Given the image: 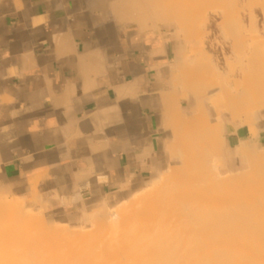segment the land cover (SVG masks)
<instances>
[{
	"label": "crops",
	"instance_id": "obj_1",
	"mask_svg": "<svg viewBox=\"0 0 264 264\" xmlns=\"http://www.w3.org/2000/svg\"><path fill=\"white\" fill-rule=\"evenodd\" d=\"M151 1L0 0V202L77 224L177 164L186 41Z\"/></svg>",
	"mask_w": 264,
	"mask_h": 264
},
{
	"label": "bare ground",
	"instance_id": "obj_2",
	"mask_svg": "<svg viewBox=\"0 0 264 264\" xmlns=\"http://www.w3.org/2000/svg\"><path fill=\"white\" fill-rule=\"evenodd\" d=\"M195 1L197 5L202 2ZM250 1L238 0L236 6L248 7ZM226 2L209 0L217 8L225 6ZM254 2L259 5L261 0ZM204 5L207 2L199 8H204ZM150 8L155 20L177 18L170 12V3L152 0ZM250 13V23L257 37L252 41L235 40L233 45L223 49L224 54L246 56L248 75L246 67L237 71L231 69V72L246 75L245 83L229 86L228 93L223 92L220 86L208 88L203 72L218 73L219 68L210 67L208 62L206 69L200 59L198 63H203V69L200 71L198 63L195 68L199 67V79L204 81H199V86L194 88L188 86L189 92L187 87L184 90V96L187 97V91L195 97L198 106L195 116L190 117L191 121L186 118L188 122L185 121L181 129H176L183 133L181 139L186 144L179 156L183 161L179 163L183 164L181 168L178 166L180 170L175 167L171 169V174L168 171L153 178L138 191L146 193L136 201L123 205L113 215L107 214V210L121 203H104L91 214H83L82 221L90 223L91 219L95 220L100 229L85 235L80 247L72 246L76 238L66 232H53L59 241H51L53 234L50 229L49 232L37 231V225H31V220L22 216L16 206L0 208V225L5 226L0 227V264H264V149L259 148L260 129L255 117L257 109L264 108V35L255 23L257 13L255 19L254 13ZM222 19L221 26L227 25L230 20L227 14H223ZM195 49L192 48L190 54L207 57L203 46L200 50ZM186 62L178 70H185L183 74H187V79L182 74V81L188 80L185 82L188 84L195 73H199L198 70L195 73L186 70ZM177 65L179 68L180 64ZM219 94L225 99H218L216 95ZM211 96H216L218 107L219 103L226 101L225 110L231 116L234 106H247L242 110L248 118H241L233 126H247L250 137H243L233 149L223 138L224 128L231 123V119L216 112V106L214 121L207 118L206 106L209 103L216 105L214 100L207 102ZM173 111L172 108L168 112L171 114ZM184 117L182 122L186 120ZM44 243L48 244L49 254L41 249ZM69 244L73 249L68 248ZM52 248L61 249H57V253L54 251V255ZM49 251L52 252L50 257Z\"/></svg>",
	"mask_w": 264,
	"mask_h": 264
},
{
	"label": "rangeland",
	"instance_id": "obj_3",
	"mask_svg": "<svg viewBox=\"0 0 264 264\" xmlns=\"http://www.w3.org/2000/svg\"><path fill=\"white\" fill-rule=\"evenodd\" d=\"M160 1H162L163 3H170L171 9H172L170 12L174 13V15H177V18H175V20L176 21L178 20V23L180 22L179 25H180L181 31L183 33V39L186 41L185 46H186L187 54L185 55V60H184V61L187 60V62L185 63L186 64L185 68L187 67L186 70H188L189 72L194 71V73H195V71H197L200 67V71H201V69H203V67H202L203 63H201V65L198 63L200 61V59L202 62H204V64H203L204 68L207 69L209 66L206 67V65L209 62L210 67H213V66L217 67V68H219L220 72L219 71H218V73H216L214 71H211V73L210 72H206V73L203 72L204 75L202 74V76L204 77V79H206V86L210 89L215 88L217 86H220L221 89L223 90V92H225V93H228L230 91L229 86H236V85L241 86L245 83V81H246L245 77H246V75L249 74L248 73L249 72L248 63H247L248 60L245 59L246 56H242V55L240 56V54H229V53L224 54L223 49L229 48V46L234 44L235 40L240 39V40L252 41L253 39H255L257 37V34L255 33L254 28L250 23L251 22V17H250L251 13L250 12L254 13L253 14L254 19L257 16L256 19H258V20L255 19V23L257 25L258 30L264 35V0H261V3L259 5H257V4L255 5V2H254L255 0H251L250 5L248 3V5H249L248 7L236 6L238 0H227V2L225 3L226 5L221 7V8H219L220 6L217 8L216 5L209 3V0H206L205 2H203V0H197L199 3L202 1L198 5L196 4L195 0H160ZM206 2H207V5L206 6L204 5L205 6L204 8H199V5L202 6V4H204V3L206 4ZM256 13H257V15L255 16ZM223 14L224 15L227 14L230 18L228 24L223 25L224 27L221 26V23L223 22L222 21L223 20L222 19ZM178 16H179V18H178ZM182 17H183V20L185 19L184 22L186 24H184L183 20L181 21ZM202 46L204 49L203 53H205V55H207V57L203 56V55L198 56L197 54H190V50L192 48H194V49L196 48L198 50L199 48H202ZM188 56H190V57L187 58ZM205 57H206V60H204ZM207 59H208V61H207ZM197 63H198L199 67H197V70H196L195 66L197 65ZM216 64H218V65H216ZM183 65L184 64H182V67H183ZM187 65H189V66H187ZM242 67H246V70H247L246 75H241L237 72H231V69L237 71V70L242 69ZM178 71L175 73V76H174L175 84L179 85L177 87L181 91L182 98L188 99L189 96H192L191 94L188 93L189 92L188 86H190L191 88L199 86L198 84H200V83H198V82L199 81L202 82V81H204V79L203 78H202L203 80L199 79L201 74L199 73L200 71L198 70V73L200 75L198 74L199 75L198 76L195 73V75L193 76L194 77L193 80L189 81L191 83L185 84V82L188 81V80H186L185 82L182 81L184 79L183 77H185L187 75V74L186 75L183 74L185 70L179 71V72ZM214 73H215V76H217V77L213 76ZM182 74H183V77H182ZM190 76H191V73H190ZM218 76L220 78H218ZM189 80H190V78H189ZM186 87H187L188 92L186 91L185 95L187 97L184 96V90ZM216 96H218L217 97L218 99L223 98V95H222V98L219 97L220 94L216 95ZM216 96L214 98H212V96H211L207 99V102H212V100H214V102L216 103V105H214V106L212 103L211 104L209 103L206 106L207 118L209 120L215 119V113H214L215 110L214 109H215V106H216V109L218 107V102H217ZM193 98H194L192 101L193 107L191 108V110L188 113L183 114V116H185L184 119H186V118L188 119L192 116L193 117L195 116V108L198 106L197 105L198 102L195 99V97H193ZM224 99H222V100H224ZM225 102L226 101H224V103L223 102L219 103L220 107H218L216 112L222 113V117L224 116L225 118L231 119V123H227L225 128H224L223 138L225 141H227L229 143L230 149L231 148L233 149L238 145L239 141L243 137H244V139H248L250 137L249 136V129L247 126H240V125H238L237 127L233 126L234 122L236 123L241 118L243 120L248 118V115L245 116L246 113H244V109H246L247 106L242 105V104H240L239 106H234V108H232V111L234 114L231 116L225 110V105H227V104H225ZM222 103L224 105H222ZM221 105L223 107H221ZM242 108H244V109L242 110ZM183 116L180 117V122H178V124L175 125L176 127L174 128V139H173V143L171 146V149L173 151V155L175 156V159L178 156L177 157L178 160L176 159L177 164L173 165L171 167V169H174L176 167L175 169L177 171L180 170L181 166L183 165V164H179L181 162L183 163V161L181 160L182 158H180L181 157L180 154H181V151L184 150V148H185L182 146L186 145V144H184L185 143L184 140H182L183 139V135H182L183 133H181V131L176 130V129L180 128L183 125V123L185 124V121H187V119L184 120V122L181 121ZM232 117H233V119H232ZM244 117H245V119H244ZM255 117L258 120L257 121L258 130L264 129V108L257 109V113H256ZM189 121H191V118L189 119ZM194 133L196 134V132H194ZM181 137H182V139H181ZM259 148L261 150L264 149V142H262L261 139H260V143H259ZM171 169L168 170L169 174H171L170 171L172 172ZM168 171H166L164 173H168ZM175 171H174V173H176ZM144 193H146V191H144V190L142 192H139L133 198L126 199L124 202H121V204H118L114 208H109L106 213L109 215H113L114 212H116V211L118 212L119 209L121 207H123V205L126 206V203L136 201ZM10 205L14 208L16 206V208L19 209L18 211L22 212L21 213L22 216L26 217L27 219H30L31 221L29 220L30 221L29 223H31V225L32 224L33 225L35 224V226L37 225V227H36L37 231H40V230L46 231L47 230L46 232H49V231L52 232L53 235H52L51 241H53V239H54V241H56V240L59 241V238L57 237V235H54L55 232L56 233H58V231L61 233L66 232V233H69L70 236H71V234L74 235V237L76 238V239L74 238L75 240L73 241L72 246H79L80 247V245L83 244L82 240L85 239L84 238L85 235L93 234L96 231H98V228H99L97 222L95 220H92V219L90 220V223H86L85 221H80L77 224L54 223L47 216H45V214L42 210L37 209L35 206L27 205V204H17L15 202H10V201L0 202V208H2L4 206H10ZM95 210H98V209L91 210L88 213L91 214ZM31 217L34 220H32ZM41 220L45 224H43V222ZM94 221L96 223H94ZM2 225H0L1 228H3ZM44 225L46 227H44ZM48 229H50V230L48 231ZM62 240H61V242H62ZM55 243H53V246H55L54 245ZM61 244H63V243H61ZM43 245H45V246H43L44 248L41 246L40 247L43 251H45L47 253L48 244L44 243ZM68 248L73 249L71 247V245ZM60 249H58V250H60ZM56 250L53 249V251L52 250L51 251L52 252L55 251L57 253L58 250L57 251ZM62 250L65 251V249H63V248H62ZM52 252H50L49 257L51 256ZM56 253L54 255H56ZM47 254H49V253H47ZM53 257H55V256H52V258Z\"/></svg>",
	"mask_w": 264,
	"mask_h": 264
}]
</instances>
